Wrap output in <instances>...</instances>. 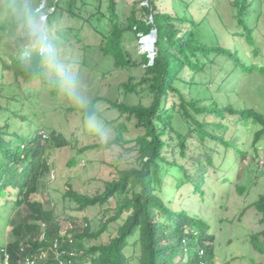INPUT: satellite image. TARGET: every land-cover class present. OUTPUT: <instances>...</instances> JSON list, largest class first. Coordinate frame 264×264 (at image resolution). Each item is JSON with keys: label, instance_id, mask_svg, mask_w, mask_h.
I'll return each instance as SVG.
<instances>
[{"label": "trees", "instance_id": "1", "mask_svg": "<svg viewBox=\"0 0 264 264\" xmlns=\"http://www.w3.org/2000/svg\"><path fill=\"white\" fill-rule=\"evenodd\" d=\"M136 1L137 7L132 9L130 15L120 12L118 0H109L107 13L103 12L97 17L90 18L91 14L85 16L87 10L85 0H48V10L53 9V12L48 14L51 24L68 14L80 21L81 28L88 26L94 29L102 37L100 49L106 56L112 58L117 68L144 67L141 83L147 86L153 95L152 104L147 107L129 105L120 100L110 101L123 116H127L137 128L145 131L137 139L141 167L122 171L117 181L107 183L104 193L95 197L82 195L71 185L67 187L64 197L76 203L77 210L80 212L89 207L104 206L115 197L121 199L115 215L105 220L99 231L92 232L90 223L84 219V225L77 227L73 233L74 242L70 243L67 239L70 231H65L54 210H46L44 203L31 198L44 186L43 178L49 170L48 145L62 148L70 142L55 131L46 139L40 133L30 139L20 134H12L10 133L12 121L8 120L5 125L0 126V198L4 201L5 198L14 195L15 200L0 203V208L4 209L14 203L15 208H12L9 214H12L16 207H23L29 213L25 217H20L21 214H19L17 218L11 215L5 218L0 213V264H4L5 258L1 250L7 251L10 261L17 264L23 256L20 252L21 244L30 246L27 250L29 254L49 252V259L45 264H58L55 261L54 252L50 251L57 239L67 252L75 251V257L64 258L66 261L71 260V264H82L88 260L91 264H131L134 258H128L124 253L131 244V239L136 236L138 240L134 244L140 247L139 264H215L217 239L209 232L208 223L200 220L198 214L191 216L188 210L172 209L164 197L162 178L165 171L173 170L172 166L178 169L184 168L177 161H172L165 153L172 151L175 142L179 141L177 146L181 145L180 155L182 158L187 156L186 136L175 128L176 116L180 113L190 130L195 132L201 141L206 142L212 139L222 144L224 149H233L236 158L246 156L247 153H252L254 157L259 156L258 145L264 141V112L254 108H236L233 104L223 106L217 96L224 88V84L220 83L221 86L217 90L215 88L217 78L226 76L224 78L226 80L233 75L237 76V72L240 73L238 78H243L244 75L250 77L254 73L264 76V66L253 62L255 58H258L260 49L256 46L254 28L250 25L253 17L250 9L259 0L231 2L237 25L243 31L240 35L245 36L252 46L254 57L249 63L246 62L239 48L227 47L224 44L223 33L216 29L213 30V41L209 43L206 26L202 25L197 18L162 13L159 0ZM79 2H83L81 6ZM143 3L147 5H142ZM140 5H142L141 16H139ZM188 6L191 7L190 3L187 4ZM106 17L109 18L110 28L108 29L101 26ZM95 21L97 24H93ZM81 28H68L63 36L70 41L76 33L75 39L82 44L84 38ZM153 30H157L158 33L154 60L149 54L135 58V54L126 47V34L130 33L136 39L143 37L145 39ZM229 31V28L224 29L226 33ZM90 48H92L91 45L85 44L81 47L84 51ZM0 59L5 67L16 72V77L22 76L27 82L38 80L27 76L24 71L17 72L19 68L17 56H12L11 65H8L1 56ZM186 69L189 71L188 75H184ZM132 81L133 78L123 84L125 93L129 95L136 92V85ZM232 92L236 93L234 87ZM3 93L4 87L0 84V95ZM51 93L57 96L55 92ZM172 95L180 98V111H177L176 106L168 107L169 97ZM199 95L203 98H199ZM13 99L12 95L10 101ZM97 103L98 100L94 99L93 105L96 106ZM6 109L9 110V107L0 105V112ZM209 114L220 118L219 121L210 122V125L213 126V131H222L221 136H215L206 129L208 122L205 118L202 120L198 118ZM228 114L239 115L236 123L242 124L244 130L254 136L252 151L245 150L243 146L239 147L236 144L235 135L230 139L226 138V133L230 131L225 123ZM126 129L124 126L121 131ZM8 136L12 139H7ZM111 145L108 143L103 147L109 148ZM206 159L210 165L217 167L213 155L207 156ZM164 164L170 167H165ZM201 167L205 169L204 164ZM221 169L223 168L218 167V170ZM202 179L197 180L195 184L196 193L205 183V178ZM188 185L194 189L191 184L188 183ZM8 188L15 192L7 191ZM240 188L237 186V192ZM168 190L172 194V189ZM245 190L246 188L242 187L241 193ZM172 201L169 200L170 203ZM254 205L261 215L260 222L264 224V195ZM126 211L129 215L119 228L116 238L111 239L108 244L85 249L86 239L99 240L108 230L109 224L121 218ZM42 222L46 223V228L38 225ZM8 224L13 225L11 231L15 240L5 243L2 233ZM42 230L46 232V238L40 241L38 236ZM26 235H30L31 239L24 242ZM255 238L257 244H263L260 246L262 250L256 246L264 252V231L256 234ZM162 241H166V244L162 245ZM179 256L181 261L176 260Z\"/></svg>", "mask_w": 264, "mask_h": 264}, {"label": "rangeland", "instance_id": "2", "mask_svg": "<svg viewBox=\"0 0 264 264\" xmlns=\"http://www.w3.org/2000/svg\"><path fill=\"white\" fill-rule=\"evenodd\" d=\"M232 1L159 0V7L162 13L168 12L172 15L179 14L182 17L188 15L191 18H197L202 25L206 26L205 31L209 43L213 41L214 29L223 33L224 44L227 47L239 48L246 62L249 63L254 53L246 37L240 35L243 31L237 25L231 7ZM118 2L120 12L126 15H130L132 9L137 7L136 0H118ZM82 3L79 2V6ZM189 3L191 7H187ZM85 4L87 5L85 16L91 14L90 18H94L100 13H107L109 0H85ZM142 5H147V3ZM142 5L139 6V16L142 15L140 11ZM52 12L53 9L48 10V13ZM250 12L253 14L250 25L254 28L256 46L260 49L258 58H255L253 62L264 66V0L255 3ZM107 17L101 23V26L106 29L110 28ZM0 24H3L2 19H0ZM185 25L181 26L185 27ZM51 26L53 32L66 45L63 51L81 74L92 100H98L96 107L105 120L110 135L104 141H97L84 128L79 111L69 107L58 96L52 95V91L44 88L39 80L27 82L22 76L16 77V72L5 67L1 59L0 84L4 87V93L0 95V105L8 106L9 110L0 112V126L10 120L12 121L10 128L12 134H20L30 139L37 133L50 136L55 131L70 142L62 148L48 143L49 170L43 178L44 186L31 198L44 203L46 210H54L65 231H70V236L77 227L84 225V219L90 223L92 232H97L102 228L105 220L115 215L121 199L115 197L104 206L89 207L80 212L77 210L76 203L64 197L67 187L71 185L80 194L95 197L104 193L107 183L117 181L122 171L141 167L138 159L137 139L145 131L137 128L135 123L115 109L110 101L120 100L129 105L148 107L154 98L147 86L141 83L144 67L117 68L112 58L106 56L100 49L102 37L94 29L88 26L81 28L80 21L68 14L54 21ZM68 28L83 29L81 33L84 43L81 44L75 39L76 33L70 41H67L63 35ZM225 28H229L230 31L224 32ZM126 35V47L135 54V58L155 53V49L148 50L144 37L136 39L130 33ZM11 36L12 33L7 27L0 30V56L8 65L12 64V56H17ZM84 44L91 45L92 48L84 51L81 49ZM21 71L19 67L17 72ZM188 74L189 71L186 69L184 75ZM237 74L240 73L237 72ZM237 76L233 75L226 80L224 79L226 76L216 79V90L220 88V83L224 84V88L217 96L218 101L223 106L233 104L236 108H254L264 112V76L259 73H254L250 77L244 75L243 78ZM131 78H133V84L136 85V92L129 95L125 93L123 84L128 83ZM233 87L235 94L232 92ZM12 95L14 99L10 101ZM198 97L203 98L202 95ZM180 103V98L172 95L169 97L168 107L176 106L177 111H180ZM178 114L175 128L186 136L187 156L182 158L180 155L181 145L177 146L179 141L175 142L172 151L165 153L172 161H177L184 167L178 169L172 166L173 170L165 171L163 174L162 185L166 201L172 209L188 210L191 216L198 214L200 220L208 223L209 232L217 239L215 264H264V252L260 251L262 250L260 246L263 244H257L255 238L256 234L264 231V224L260 222L261 215L254 205L264 195V141L258 145L259 156L254 157L252 153H247L246 156L236 158L233 149H224L222 144L212 139L206 142L201 141L197 134L190 130L183 116ZM239 117V115H227L225 123L230 131L226 133V138L230 139L235 135L236 144L239 147L243 146L245 150L252 151L254 136L244 130L242 124L236 123ZM198 118L206 119L208 122L206 129L215 136L223 134L222 131H213V126L210 125V122L219 121L220 118H216L213 114L202 115ZM124 126L127 129L121 131ZM7 139H12V137L8 136ZM108 143L112 144L111 147H103ZM209 155L214 156L217 167L208 163L206 158ZM202 164L205 165V169H202ZM218 167L223 169L218 170ZM202 178H205V183L196 193L195 184L197 180H203ZM188 183L194 189L190 188ZM237 186L245 187L246 190L241 193L240 188L237 192ZM168 189H172V194ZM7 191L15 192L11 188ZM10 200H15V196H9L4 201ZM169 200L173 201L170 203ZM4 201L0 198V203ZM12 208H15L14 203L4 209L0 208V213L5 218H8V215L17 218L19 214H21L20 217H25L29 213L23 207H16L12 214H9ZM128 215L129 212L126 211L121 218L111 222L108 230L99 240L86 239L85 249L89 250L101 244H108L111 239L116 238L119 228ZM12 229L13 225L8 224L2 233L5 243L15 240ZM29 239L31 236L26 235L24 242ZM136 240L138 236L131 239V244L124 253L128 258H134L131 264H139L140 247L134 244ZM165 244L166 241H162V245ZM77 255L79 258L78 252ZM176 260L181 261L180 256ZM82 264H91V262L88 260Z\"/></svg>", "mask_w": 264, "mask_h": 264}, {"label": "clouds", "instance_id": "3", "mask_svg": "<svg viewBox=\"0 0 264 264\" xmlns=\"http://www.w3.org/2000/svg\"><path fill=\"white\" fill-rule=\"evenodd\" d=\"M0 19L3 20L0 30L7 27L12 33L13 48L21 70L27 76L38 79L47 90L55 92L69 107L79 111L84 128L97 141L106 140L110 135L106 122L99 109L93 105L81 74L66 57L63 51L66 45L52 30L48 0H0ZM38 225L46 228V223ZM43 234V239L46 238V232L42 230L38 236L40 241L43 240ZM29 247L21 244L20 252L23 256L17 264L27 256L37 254L27 253ZM55 261L57 262L56 258ZM4 264H13L10 257L8 262L4 258Z\"/></svg>", "mask_w": 264, "mask_h": 264}, {"label": "built area", "instance_id": "4", "mask_svg": "<svg viewBox=\"0 0 264 264\" xmlns=\"http://www.w3.org/2000/svg\"><path fill=\"white\" fill-rule=\"evenodd\" d=\"M44 135V138L46 139L48 136L46 134H43ZM43 226H45V224H42ZM44 234L42 235L41 239L44 238ZM67 239L69 240L70 243H73L74 242V239H73V234L70 236L68 235L67 236ZM66 239V240H67ZM52 252H54L55 254V258L58 262V264H71L72 261L71 260H65L64 258L66 256H71V257H75L76 256V253L75 251H70V252H67V250L65 249H62L61 248V243H60V240L57 239L53 246L51 247L50 249ZM25 251V248L23 247L22 248V252ZM3 254L5 255V258L8 262L9 260V256H8V253L7 251L5 250H2ZM49 259V255H48V252H41V253H38V254H33V255H30V256H27L24 260H22L19 264H45Z\"/></svg>", "mask_w": 264, "mask_h": 264}, {"label": "bare ground", "instance_id": "5", "mask_svg": "<svg viewBox=\"0 0 264 264\" xmlns=\"http://www.w3.org/2000/svg\"><path fill=\"white\" fill-rule=\"evenodd\" d=\"M154 37H155V35L153 34V35L145 38V42H146L148 50L149 49L151 50L154 47V42H153Z\"/></svg>", "mask_w": 264, "mask_h": 264}, {"label": "water", "instance_id": "6", "mask_svg": "<svg viewBox=\"0 0 264 264\" xmlns=\"http://www.w3.org/2000/svg\"><path fill=\"white\" fill-rule=\"evenodd\" d=\"M153 34L155 35V37H154V39H153V42H154L153 50H154V49H156L155 45H156V42H157V39H158V33H157V30H153V31L151 32V34H149L147 37H149V36H151V35H153ZM154 58H155V53L152 54V59L154 60Z\"/></svg>", "mask_w": 264, "mask_h": 264}]
</instances>
